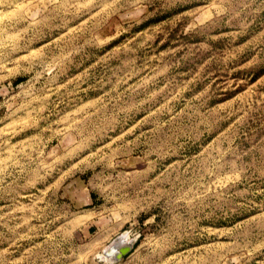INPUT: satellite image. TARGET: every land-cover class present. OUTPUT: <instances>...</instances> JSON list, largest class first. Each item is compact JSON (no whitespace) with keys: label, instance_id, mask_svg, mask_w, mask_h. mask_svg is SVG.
I'll return each mask as SVG.
<instances>
[{"label":"rangeland","instance_id":"obj_1","mask_svg":"<svg viewBox=\"0 0 264 264\" xmlns=\"http://www.w3.org/2000/svg\"><path fill=\"white\" fill-rule=\"evenodd\" d=\"M0 264H264V0H0Z\"/></svg>","mask_w":264,"mask_h":264},{"label":"water","instance_id":"obj_2","mask_svg":"<svg viewBox=\"0 0 264 264\" xmlns=\"http://www.w3.org/2000/svg\"><path fill=\"white\" fill-rule=\"evenodd\" d=\"M118 248H119V252H118V254H116V257H115V258L119 257V255H120L121 253H124V252L128 249V245H121V246L118 247Z\"/></svg>","mask_w":264,"mask_h":264},{"label":"bare ground","instance_id":"obj_3","mask_svg":"<svg viewBox=\"0 0 264 264\" xmlns=\"http://www.w3.org/2000/svg\"><path fill=\"white\" fill-rule=\"evenodd\" d=\"M115 247H116V246H115ZM115 247H112L111 249H112V251H115L116 254H118V252H119V248H117V247L115 248ZM110 251H111V250H110ZM116 254H113V253H112V256H110V257L113 259V258L116 257Z\"/></svg>","mask_w":264,"mask_h":264}]
</instances>
